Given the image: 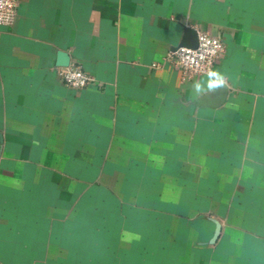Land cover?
I'll list each match as a JSON object with an SVG mask.
<instances>
[{
	"label": "crops",
	"instance_id": "0c3cea01",
	"mask_svg": "<svg viewBox=\"0 0 264 264\" xmlns=\"http://www.w3.org/2000/svg\"><path fill=\"white\" fill-rule=\"evenodd\" d=\"M16 1L0 25V264H264V0ZM186 27L225 42L212 73L168 59ZM60 50L92 84L64 82ZM222 83L225 101L203 103ZM129 163L176 206L162 227L91 214Z\"/></svg>",
	"mask_w": 264,
	"mask_h": 264
},
{
	"label": "rangeland",
	"instance_id": "374dc122",
	"mask_svg": "<svg viewBox=\"0 0 264 264\" xmlns=\"http://www.w3.org/2000/svg\"><path fill=\"white\" fill-rule=\"evenodd\" d=\"M134 167L136 166H134L133 163H129L128 171L123 172L120 170L109 171L106 173V175L109 176L107 177V183L111 184L112 186L110 189H108V196H106L102 188H95L91 190V203L89 204L91 214L96 211L100 213H103V211H105L107 213L108 219V222L106 223H108L109 229L112 228V226H115L117 222L121 223L119 227L122 230H126L125 228L127 227L131 228V226H139L138 228L145 229H151L153 227H162V225L166 222L165 217L168 220L170 214H172L171 216H177V213L172 211V209L176 208V206L164 205L161 203L162 191L164 189L162 181L158 180L159 178H156L157 180L152 179L150 182V184H152L149 187L145 183L146 176L154 177L157 172L154 171L147 173L144 170L133 171ZM139 168L141 169L142 166H139ZM116 184L118 185V188L116 187ZM157 193L160 194L157 195ZM105 196L106 202H100V204L98 205L97 201H100L99 198H101V201H103ZM147 200L154 202L147 203ZM85 206L87 207L86 204ZM187 208H189L187 210L188 216L190 215V217H193V211L195 210V206L191 204L190 207L187 206ZM110 213H117V215L115 216L117 220L109 219ZM120 219L122 222L120 221ZM91 224V229L93 230L95 228V224L98 225L99 223L98 221L91 220ZM100 224L102 225V221H100ZM144 233L145 234L140 239H138L139 243H141L140 246L143 247L145 246L143 244L147 242L146 235L148 232L146 231ZM150 237L155 239V241L152 240L154 243L160 242L162 240L161 233L160 236L157 234H152L149 236V238ZM110 238L113 239V237ZM191 238L192 232H188L187 240L189 241ZM139 253V256L141 258L146 257V251Z\"/></svg>",
	"mask_w": 264,
	"mask_h": 264
},
{
	"label": "built area",
	"instance_id": "2783aa9c",
	"mask_svg": "<svg viewBox=\"0 0 264 264\" xmlns=\"http://www.w3.org/2000/svg\"><path fill=\"white\" fill-rule=\"evenodd\" d=\"M17 15L16 0H0V25L14 24ZM225 52L226 44L222 38L206 31H199L197 47L180 46L170 52L168 59L178 66L184 75L195 77L212 73L217 58ZM59 74L66 84L75 88L87 87L95 80L78 62L60 66Z\"/></svg>",
	"mask_w": 264,
	"mask_h": 264
},
{
	"label": "water",
	"instance_id": "95a60500",
	"mask_svg": "<svg viewBox=\"0 0 264 264\" xmlns=\"http://www.w3.org/2000/svg\"><path fill=\"white\" fill-rule=\"evenodd\" d=\"M180 46H189V47H197L198 46V31L194 28L191 27H186L184 30V34L179 42V44L175 47L178 48ZM71 63V56L68 52L60 50L58 52V57H57V64L59 66H68ZM228 94V87L224 83L220 84L218 89H217V96L214 95H207L204 97L202 100L203 103H207L212 106L219 105L223 103L227 97ZM221 223L220 221H216V230L214 237L212 241H215L221 231Z\"/></svg>",
	"mask_w": 264,
	"mask_h": 264
}]
</instances>
